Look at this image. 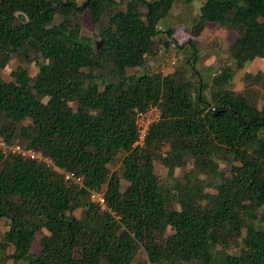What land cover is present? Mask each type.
Here are the masks:
<instances>
[{"label": "trees", "instance_id": "16d2710c", "mask_svg": "<svg viewBox=\"0 0 264 264\" xmlns=\"http://www.w3.org/2000/svg\"><path fill=\"white\" fill-rule=\"evenodd\" d=\"M175 1L0 0V67L19 55L37 68L0 79V137L82 182L0 152L1 262L132 264L141 247L153 264H264V104L232 88L229 64L204 82L191 40L183 70L128 73L156 56V23ZM84 10L99 27V49L81 33ZM208 22L237 34L236 68L263 57L264 0H205L191 33ZM149 104L159 120L134 146L136 112ZM157 158L191 167L164 184Z\"/></svg>", "mask_w": 264, "mask_h": 264}, {"label": "rangeland", "instance_id": "374dc122", "mask_svg": "<svg viewBox=\"0 0 264 264\" xmlns=\"http://www.w3.org/2000/svg\"><path fill=\"white\" fill-rule=\"evenodd\" d=\"M204 1L176 0L167 16L156 23V28L160 31L155 37L157 45L156 57L161 55L164 42L168 41L164 56L157 60L156 63L152 61V56H147L143 68H129L128 73L141 72L144 69H150L151 73L159 71L164 74L174 72L176 69L183 70L184 66L186 67L185 60L193 53V48L188 45V41L191 40L198 53L197 61L194 63L195 69L199 71L204 82L210 83L211 77L220 74L222 67L229 64L233 68L232 88L237 92L243 93L252 103L261 107L264 104V53L262 58H255L253 61L248 60L243 67L236 68L230 57L229 49L236 39L237 34L235 31L222 27L217 23L208 22L200 34H192L191 27L199 17L200 7ZM121 7L125 8V3H122ZM141 10L145 11V8L142 7ZM79 18L82 35L89 37L94 44L97 43L100 40L98 35L99 27L91 22L89 12L84 10ZM56 21H60V17H57ZM167 30L170 31V36ZM181 46L185 47L182 48ZM18 66L26 68L30 74H34L37 71L35 65L28 59L19 55H12L7 64L4 67H0V79L4 81L11 80L10 72ZM187 69L190 70V68ZM187 76L190 77L189 74ZM203 93L209 94V88L205 89ZM122 156L123 154L117 156L112 163L111 170L119 169ZM154 166L161 183L169 184L176 177H180L186 168L191 167V164L188 163L186 168H179L169 159L162 161L157 158ZM220 168L227 174L229 173L228 166L223 162L220 163ZM122 182L125 181L122 180ZM206 190L213 191L212 189ZM91 197L96 200V196L92 193ZM248 207L247 204L243 206L244 209ZM76 214L78 215V210H76ZM5 229L4 220L0 218V240ZM40 236V232L35 236V241L31 248L33 252H38L40 249L38 244ZM217 248L222 249L220 246ZM12 250L13 247L9 244L6 252L11 253ZM230 251L234 252L236 248L233 247ZM224 252L222 250V254H220V262H222ZM0 264L23 263H13L11 260H5L4 262L0 261ZM132 264L153 263L147 260L144 250L140 247Z\"/></svg>", "mask_w": 264, "mask_h": 264}, {"label": "built area", "instance_id": "2783aa9c", "mask_svg": "<svg viewBox=\"0 0 264 264\" xmlns=\"http://www.w3.org/2000/svg\"><path fill=\"white\" fill-rule=\"evenodd\" d=\"M160 117V110L156 104H149L146 110L138 111L135 115V126H136V140L134 146H143L145 143L146 135L152 124L157 122ZM0 152L4 157L8 155L17 154L20 157L35 159L39 162L44 163L46 166L51 168L55 172H59L63 175L65 179H72L74 183L78 186H82L80 178L73 177L68 171L61 169L53 164L52 160L46 156H43L40 151L34 150L32 148H23L17 143H7L0 137ZM96 196V202L100 205L101 210H109L106 206L103 198V194L100 192H92Z\"/></svg>", "mask_w": 264, "mask_h": 264}, {"label": "water", "instance_id": "95a60500", "mask_svg": "<svg viewBox=\"0 0 264 264\" xmlns=\"http://www.w3.org/2000/svg\"><path fill=\"white\" fill-rule=\"evenodd\" d=\"M101 42H102L101 40H99V41L97 42V48H98V49L101 47ZM167 45H168V41H165V42H164L163 49H162V53H161V55H160V56H157V57H156V56H155V57H154V56H152V58H151V59H152V61H153V62H155V63H156V62H157V60H159L161 57H163V56H164V54H165V51H166V49H167Z\"/></svg>", "mask_w": 264, "mask_h": 264}]
</instances>
